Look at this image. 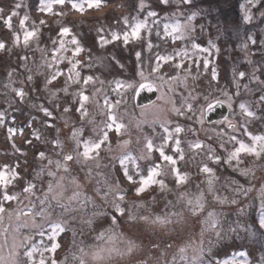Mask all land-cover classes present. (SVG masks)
Returning a JSON list of instances; mask_svg holds the SVG:
<instances>
[{
	"label": "rangeland",
	"instance_id": "rangeland-1",
	"mask_svg": "<svg viewBox=\"0 0 264 264\" xmlns=\"http://www.w3.org/2000/svg\"><path fill=\"white\" fill-rule=\"evenodd\" d=\"M136 1L135 17L130 23L123 22L121 35L127 32L128 39L136 38L131 35L133 27L137 23L147 24L141 15L144 11L160 14L164 33L166 24L171 33L164 35L186 43L175 55L198 56L195 64L202 65L198 69L200 77L195 72L169 77L143 74L148 80L152 79L158 96L155 102L136 111L129 95L138 82H129L124 92V85L110 78L111 83L122 86L123 94L107 92L110 81L102 80L104 75L112 76L108 73L107 52L96 51L95 47H100L96 43L103 37L100 27L109 28L119 15L116 11H121V7L112 2L108 7L93 8L83 14L69 11L72 28L86 38L88 47L93 48L88 56L82 53L72 62L69 54L74 50H68L65 43L61 48L64 37L59 35L60 28L56 29L54 22L46 25L40 39L30 42V48L12 50L11 56H19L12 58L14 68L0 79V113L4 114V121L11 119L14 112L34 121L22 119L24 122L0 125V143L6 139L13 147V137L18 132L25 142L24 147L31 153L35 151L32 147L35 148L37 154L36 158L31 156L34 168L25 186L8 192L16 194L17 199L2 201L5 211L0 214L3 217L0 219V264H32L25 253L34 246L36 264L41 259L40 252H44L46 264H51L52 259L57 264H80L81 259L85 264H264V228L259 223L264 216V154L260 159L242 154L239 164L235 159L226 162L233 150L231 136L248 144L253 142L252 137L264 136V99H261L264 97V4L259 5L260 0H245L239 6V22L223 28L216 22L211 24L208 19L211 14L209 0H198L196 6L194 0L190 3ZM49 2L44 0L40 8ZM58 8L55 5L53 12ZM246 15L249 20H245ZM189 16L193 19L182 36L171 31L177 22H187ZM110 48L111 52L118 49L121 53H132L123 45ZM54 49L57 50L55 57ZM217 52L222 53L217 58L219 66L210 68L209 57L214 59ZM69 60L72 63L79 60L80 64L72 70ZM91 71L95 72L96 79L85 85L84 78L90 76ZM57 72L61 75L48 84ZM241 72L245 74L243 77ZM82 73L86 74L77 85ZM137 77L140 81L147 80L142 79L140 73ZM20 89L25 93L23 98L16 95V90ZM80 91L89 96L85 102L88 115L83 120L75 111L79 107ZM105 99L113 105L110 113ZM216 99L228 105V116L216 125L205 126L203 108ZM67 103L74 106L79 117L76 114L68 117L62 109L60 111ZM189 103L193 105L190 111ZM241 104L251 116L241 109ZM42 108L49 109L53 115L47 116ZM173 108L186 110L194 123L182 124L178 120L181 115ZM109 114L116 117V123L123 125L120 133L117 134L114 127L108 130V141L99 150L98 157L88 161L77 157L73 132L81 141H96L104 125L110 122ZM54 117L56 119H52ZM229 124L232 126L228 127ZM177 126L183 129L181 133H175ZM9 128L15 129V133L10 134ZM169 133L172 138L164 145V150L176 159L175 165L163 161L155 150ZM149 139L155 146L151 154L146 149ZM194 143H200L201 148L193 149ZM177 147L180 151H176ZM79 151H83L82 144ZM41 152L45 153L43 158L38 155ZM69 154L73 160L65 161L63 157ZM125 157L129 159H125L122 167L120 161ZM156 164L161 165L156 179L163 180L164 186L151 184L137 196L135 187L139 186L140 177H146L149 171L146 169ZM205 165L212 169L211 173L202 171ZM173 167L185 176L179 185ZM116 168L121 169L123 175L127 168L133 175L135 183H130L133 193L126 194ZM247 169L251 171L244 175L243 170ZM124 180H127L125 176ZM29 185L31 191L25 193L23 189ZM3 191L0 187L1 199ZM119 195H124V200H119ZM197 200L202 207L194 210L198 207ZM117 204L123 208L122 214L116 210ZM157 217L166 219L167 223L161 224ZM56 224L64 230H57L53 237L52 226ZM60 235L70 239L62 247L59 244L55 252L47 251L53 242L58 244ZM130 242L135 247L129 252ZM94 252H99L101 258L93 259Z\"/></svg>",
	"mask_w": 264,
	"mask_h": 264
},
{
	"label": "trees",
	"instance_id": "trees-1",
	"mask_svg": "<svg viewBox=\"0 0 264 264\" xmlns=\"http://www.w3.org/2000/svg\"><path fill=\"white\" fill-rule=\"evenodd\" d=\"M44 1V0H43ZM109 2H112L115 4V6H120L121 11H116L119 13V15L114 19L115 22L113 24L107 26H101L100 27V34L103 36V40H107L108 43H104L103 40H99L96 43V46L100 44V47H95L96 51H103L106 50V58L109 60V74L112 76H106L104 75L105 81H108L110 78L115 80V82H119L124 85L123 91L126 92L124 89L127 87L129 82H139L141 79H138L137 75L139 73H152V68L156 67L157 64H160V68L158 74H166L165 76H170L172 74H181L185 72H195L198 77L199 72L198 69L202 67V65L198 62L195 64V61L197 60L198 56H189V57H178V55H175L176 52H178L181 48H183L186 43L184 40H173L169 36L164 35L163 30V24L161 22L160 14H156L155 16H149L148 11H144L141 15L145 19V27L140 31L139 36L136 38H130L128 39V42L125 43L123 36V30L125 26L123 22L127 20L128 23L132 22L135 14H136V6L137 1L136 0H102L101 8L108 7L110 5ZM196 2H200L198 0H194V6ZM210 2V4H209ZM208 2V9H210L211 14L208 16L209 20H211L212 23H218L219 27L228 26V25H236L239 22L240 17V5L241 3L245 2V0H209ZM41 3L42 0H0V8L4 9L3 15L7 17L8 14H10L11 11L15 10L17 11L18 15L13 17L12 19V28L9 30L3 23V21H0V40H2L6 47L3 50H0V79H4L7 76V72L14 68V63L12 62V58L15 57V59H18V55H12V50H26L32 46L30 42L36 39H40V37L44 34L46 25L49 22H54L56 29H59L61 26H69L72 29L71 35L64 36L63 41L66 45V48L68 50H74L76 47H80L81 51L76 55L73 56L72 54H69V56L72 57V62L75 60L76 57H79L80 54L85 53L86 56H88L93 48L88 47V44L86 43V38L84 40L83 37H80V35L75 32V30L72 28V23L69 21V11L71 10L70 5L68 6H59L57 11L55 13L59 12H67L68 14L66 16H59L55 15L53 13H48L45 11H41ZM19 4L20 7L18 9L15 8V5ZM264 4V0H260L259 5ZM192 7V6H191ZM25 16L28 17L26 20L25 25L22 27L19 23L20 19L24 18ZM56 20L54 21V18ZM43 19L47 21L45 25H39V21ZM36 22V25L38 26V32L37 36L32 37L29 39V42L27 45L24 44V33L25 31H31L33 30V22ZM57 21H61L60 24H57ZM107 22V20H105ZM108 23V22H107ZM77 26V25H76ZM27 28V29H26ZM222 28V29H223ZM226 28V27H225ZM102 29V31H101ZM129 28H125V30H128ZM14 33L19 36V43H14ZM103 33V34H102ZM118 35L120 38L117 40H113V35ZM72 36H75L78 40V45H73L71 43ZM97 39V38H96ZM205 44H208L205 41ZM111 45H123L126 48L131 51L129 53H121L118 49H114L113 52ZM68 52V51H67ZM22 53V52H21ZM137 53H140L139 57L137 56ZM222 54L221 52L214 56V59H212L213 56L209 57L210 61V68H214L215 66H219L217 62V58ZM24 56L26 55L23 54ZM166 55L171 56L172 60H161L157 61V57H165ZM182 62V67L180 69H177L175 65L177 63ZM86 73H82V76L80 78V81L77 82V85L82 82V78H84ZM90 76L93 79H96L95 72L91 71L89 73ZM96 75L101 78V75H98L96 72ZM79 78V77H78ZM152 80V79H151ZM110 81V80H109ZM61 84H64L62 81V78H60ZM118 85V84H116ZM111 81L109 82V86L107 87V92L110 94H114V92L122 93V86L118 85L116 87ZM130 89V95L133 93ZM114 97V96H113ZM68 104V105H67ZM65 105H62L60 107L63 110L64 107L68 106L71 108V111L68 113H65V116H71L75 115L76 117H79L77 113L74 112V106L72 104L67 103ZM183 110L184 115H181L178 120L182 121L183 124H193L194 120L193 118L188 116L187 111ZM58 119V114L56 115ZM13 117V118H12ZM22 119L26 121H34L32 119H28V117H23L18 115L16 112L11 114V119H8L4 121V123H15V122H24ZM56 119V117L52 118ZM22 120V121H21ZM21 136L18 132L15 133L13 139L15 140V148L10 147L8 141L5 139V141L0 143V165L8 164L10 168H14L16 172L19 173L18 180L15 184H11L7 187V191L11 192L15 189H21L24 187V183L31 175V172L34 168V165L31 160V156L35 155L36 158V152L37 150L32 147L34 152H30L28 150V147L25 146V142L21 141L22 139L19 138ZM27 137H25L26 139ZM34 141V140H33ZM35 144L38 146H41L40 142L35 141ZM19 149V151H17ZM41 151V148H40ZM39 155V154H38ZM116 174L120 181V184L122 187L125 188L126 194L133 193V190L130 187V182L124 180V175L121 171V169L116 168ZM1 199V197H0ZM2 202V199L0 200ZM59 242L58 244L61 245V247L64 245L66 241H68L70 238L65 237L64 235H60L58 237Z\"/></svg>",
	"mask_w": 264,
	"mask_h": 264
},
{
	"label": "snow or ice",
	"instance_id": "snow-or-ice-1",
	"mask_svg": "<svg viewBox=\"0 0 264 264\" xmlns=\"http://www.w3.org/2000/svg\"><path fill=\"white\" fill-rule=\"evenodd\" d=\"M161 2L162 3H168L169 0H161ZM182 2L183 3H190L191 0H182ZM257 2H259V0H257ZM42 3H43V0H42ZM101 4H102V0H50L49 3H47L43 8H41V11H46L48 13H53V7L55 5H59V6H62V7L70 5V9L72 11L83 14L85 11L93 9V8L99 9L101 7ZM19 7H20L19 4L15 5L16 9H18ZM3 12H4V9L0 8V21H3L4 25L9 30H11V28H12V19H13V17L17 16L18 13H17V11L13 10V11L10 12V14L7 15V17H5L3 15ZM54 14L55 15H59V16H66L68 13L67 12H59V13H54ZM148 15L149 16H155L156 13L155 12H150ZM27 19H28L27 16H25L24 18L20 19L19 23H20V25L22 27L25 25V21ZM192 19H193V17L189 16L188 19H187V22H185L183 24L177 22L174 26H172L171 31L173 33H180L181 36H182L183 33L189 29L190 22H191ZM249 19H250V17L246 15L245 16V20H249ZM46 23H47V21H45L43 19H41L39 21V25H45ZM60 23H61V21H57V24H60ZM125 23H127V20H125ZM33 26H34L33 30L25 31V33H24V44L25 45L28 44L30 38L37 36L38 26L36 25L35 21L33 22ZM143 27H145L144 23H137L133 27L131 35L133 37H138L139 33H140V29L143 28ZM168 28H169V25L166 24L165 25V33L166 34H171V33L168 32ZM101 31H102V29H101ZM71 32H72L71 27H69V26H61L60 30H59V35L61 37L69 36V35H71ZM128 37H129V34L127 32H125L124 36H123L125 43L128 42ZM119 38L120 37L118 35H115V34L112 36L113 40H117ZM101 40H103V37H101ZM103 42L104 43H108L107 40H103ZM14 43H17V44L19 43V36L17 34H15V33H14ZM71 43L73 45H78L79 42H78V40L76 39L75 36H72ZM5 47H6L5 43L2 40H0V50L5 49ZM63 47H64V41L61 40V48H63ZM194 47H198V46L194 45ZM56 51H57L56 49H54V51H53V56L54 57L56 55ZM80 51H81V48L80 47H76L74 49V51H73V56H76ZM139 55H140V53H137L138 57H139ZM172 59L173 58L171 56H168V57L158 56L157 57V61L172 60ZM69 63H71L72 70H75L76 66L78 64H80V61L76 60L75 63H72L71 60H69ZM204 64H205V67H207L208 61L205 60ZM48 66L50 68L52 67L51 64H49ZM175 67L177 69H180L182 67V62L181 63H177L175 65ZM159 68H160V64L158 63L156 67L152 68V73H158ZM59 75H61L60 72H57L55 75H52L50 77V79L47 81V83L48 84L52 83V81L56 80L57 76H59ZM76 75L79 76V73L77 72ZM140 75H141L142 79H148V78L143 76L142 72L140 73ZM244 75L245 74L243 72L240 73L241 77H243ZM69 78L71 79V77H69ZM160 79L163 80V77H160ZM170 79L174 80V79H176V77H171ZM213 79H215V71H213ZM29 80H31V77H29ZM92 80H93V78L91 76L85 77L84 78V84L87 85ZM141 87L151 88L152 85L151 84H141ZM169 90L171 91V89H169ZM65 91H67V89H65ZM16 95L21 97V98H23L25 93L23 92L22 89H20V90H16ZM78 95H79V107H76L75 111L77 113H80V117L83 120L88 115V111H87V109L85 107V102H87L89 100V96H87L83 91H80L78 93ZM205 99H207V97ZM261 99H264V97H262ZM116 103L119 104L120 101H117ZM105 106H106V108L108 109V111L110 113L111 109L113 108V105L109 104L107 99H105ZM192 107H193V105L191 103H189L187 105V108H188L189 111L192 109ZM208 107H209V109H211L212 105L209 104ZM240 107H241L242 110H244L246 112V114L248 116L252 115L251 112L247 111V109L245 108V106L243 104H241ZM57 108H59L58 105H57ZM42 111L47 116H52L53 115V113L51 111H49V109H47V108H42ZM63 111L65 113H68L69 111H71V108L66 106V107H64ZM173 111L177 112L178 115H184V112L181 109L173 108ZM3 117H4V114L0 113V125L4 124ZM108 121H110V122L106 123L104 125V129L101 130L102 131V135L96 141H91V140L81 141L77 137L76 132L75 131L73 132L72 138L76 141L77 157L82 156L85 161H88V160H91V159H94V158L98 157L99 156V150L102 148L103 144L106 141H108V138H109V131L108 130L113 129V127H114L115 131L117 132V134L120 133L123 125L122 124H118V123L115 122L116 121V117L114 115L109 114L108 115ZM164 131L166 133L169 132L167 127L164 128ZM182 131H183V129L181 127H179V126H177L175 128V133H181ZM8 132L10 134H14L15 133V129L9 128ZM21 134H23V130L22 129H21ZM36 138L39 139V136L37 135ZM171 138H172L171 133H169L167 136L164 137L163 144H161L159 147H156L155 150L157 152H159V155H160V157H161V159L163 161H166V162H168L171 165H175L176 164V159H174V157L172 155H167L165 153V150H164V145H166L168 140L171 139ZM9 139L10 140L12 139V135L9 136ZM230 141L234 142L233 143V150L229 153L228 160L226 162H231L233 159H235L237 164H239V163L242 162L241 159H240L242 154L243 155L254 156L257 159H260L262 154H264V136L252 137V141L253 142L251 144L245 143L243 140H238L237 137L234 136V135L230 137ZM26 142L30 143V141H26ZM53 143L56 144L57 142L54 141ZM124 143H127V141H125ZM81 144L83 146V151L82 152L79 151ZM179 144H180V140L177 139L176 140V145L179 146ZM13 147H15V144H13ZM154 147L155 146L153 144V141L150 140V139L147 140L146 149H147V152L149 154L152 153ZM191 147L193 149H199V148H201V144L200 143H194V144L191 145ZM221 147L222 148L224 147L223 143H221ZM17 151H19V149H17ZM176 151H180L179 147L176 148ZM93 153H95V157L93 156ZM39 156L41 158H43L45 156V153L41 152V153H39ZM73 158L74 157L72 155H70V154L69 155H65L63 157V159L65 161H71V160H73ZM180 158L183 159V153L182 152H181V157ZM125 159H129V157H125L124 159H121L120 163H121L122 167L124 166ZM215 159L219 160L220 157H216ZM51 163H52V161L49 160V164H51ZM57 166L58 167L60 166L59 162H57ZM160 168H161V165L160 164H156L155 167L149 168L148 175L146 177L145 176H141L140 177L139 186L135 187V194L137 196H139L141 193H143L146 190V188L148 186H150L151 184H160L162 187L164 186V181L163 180H157L156 179V177L158 175H160V172L158 171ZM172 171L174 173H176V176H177L176 183H177V185L183 183L184 180H185V176L180 175L178 169H176L175 167L172 168ZM202 171L205 172V173H211L212 169L207 167V165H205L202 168ZM249 171H251V169L243 170V174L244 175H248ZM18 176H19V173L16 172V170L14 168H10V166L8 164L0 165V187L4 188L3 195H2V201H11V200H16L17 199V195L16 194L10 195L8 193L7 187L9 185L13 184L14 180L17 179ZM124 176L126 177V179L130 183H135L133 175L129 174V171H128L127 168L124 169ZM31 187L32 186L29 185V186L25 187L23 189V191L25 193H28V192L31 191ZM118 198H119V200H124L125 197H124V195H119ZM189 204H192L191 200H189ZM197 205H198V207L196 209H194V210H198L199 207H202V205H199V201L198 200H197ZM116 210L118 212H120L121 214L124 211L123 208H121L119 206V204L116 205ZM4 211H5V208L3 207V203L0 202V214H2ZM25 215H27V213H25ZM2 218H3L2 215H0V219H2ZM130 219H135V218L134 217H130ZM141 219H146V218L145 217H141ZM156 220L159 221L161 224L167 223L166 219H162L160 217H157ZM259 223H260V227L264 228V216L261 217ZM52 227H53V237L55 236V233H56L57 230H59V231H63L64 230L58 224L53 225ZM40 234L43 235V232H41ZM58 247H59V244L53 242L51 244V247L48 248L47 251L55 252V250ZM134 247H135V245L130 242L128 251L129 252L132 251V249ZM35 251H37V249L34 246L31 250H29V251H27L25 253V255L29 258V261H31L32 264H36V262L33 260V252H35ZM180 251L184 252V249L181 248ZM81 252H83V249H81ZM40 256H41V259L39 260L38 264H46V260L44 258V252H40ZM92 258L93 259H100L101 258L100 257V253L99 252L92 253ZM0 259H2V258H0ZM51 264H57V261L55 259H52ZM80 264H85L83 259L80 260Z\"/></svg>",
	"mask_w": 264,
	"mask_h": 264
},
{
	"label": "water",
	"instance_id": "water-1",
	"mask_svg": "<svg viewBox=\"0 0 264 264\" xmlns=\"http://www.w3.org/2000/svg\"><path fill=\"white\" fill-rule=\"evenodd\" d=\"M141 84H151L152 87H141ZM158 90L156 89L153 82L147 80L142 81L136 85L135 92L132 97V102L134 106L142 107L149 105L150 103L154 102L157 98ZM211 104L212 107L209 109L208 105ZM204 115L203 119L206 121L207 124L215 123L217 121H222L227 117L229 113L228 105H226L221 100L211 101L204 106ZM232 124H229L228 127H231Z\"/></svg>",
	"mask_w": 264,
	"mask_h": 264
},
{
	"label": "flooded vegetation",
	"instance_id": "flooded-vegetation-1",
	"mask_svg": "<svg viewBox=\"0 0 264 264\" xmlns=\"http://www.w3.org/2000/svg\"><path fill=\"white\" fill-rule=\"evenodd\" d=\"M142 81H145V80H142ZM142 81H140V82H142ZM140 82H138V83H140ZM136 88V87H135ZM135 88L133 89L134 91H133V93L131 94V96H129L130 98H131V102H132V97H133V94H134V92H135ZM132 104H133V102H132ZM147 106V105H146ZM142 107H144V106H142ZM137 108H141V107H137ZM137 108L134 106V104H133V110H137ZM135 110V111H136ZM204 120V119H203ZM225 120V119H224ZM223 121V120H222ZM222 121H217V122H215V123H211V124H207L206 123V121L204 120V125L206 126H210V125H216L217 123H219V122H222ZM147 171L149 170V169H146ZM137 172V171H136ZM140 173H142V172H140ZM140 173H138L137 172V174H140ZM146 174V172H143L142 173V175H145ZM154 186V185H153Z\"/></svg>",
	"mask_w": 264,
	"mask_h": 264
}]
</instances>
